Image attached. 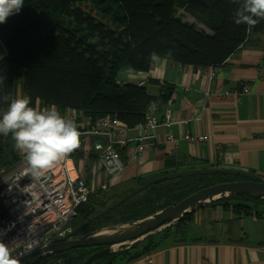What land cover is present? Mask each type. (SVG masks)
<instances>
[{"label": "trees", "instance_id": "16d2710c", "mask_svg": "<svg viewBox=\"0 0 264 264\" xmlns=\"http://www.w3.org/2000/svg\"><path fill=\"white\" fill-rule=\"evenodd\" d=\"M85 3L92 9L86 10ZM240 3L241 0H24L20 12L0 24V77L4 78L0 93L2 98H15L19 87L22 96L30 98V106L38 102L40 110L55 106L60 113L71 109L92 118L113 116L132 129L145 122L150 106L158 108L166 103L168 91L162 89L163 95H153L144 86H120L117 73H148L156 62L150 59L153 53L159 60L179 65L222 66L227 58L264 34V20L250 32L246 25L234 23L233 14ZM9 103L2 99L0 110H6ZM13 144L11 134L0 135V168L16 163L18 154ZM96 159V155H90L84 160L87 171ZM234 180L212 175L150 186L92 223L87 231L135 222L198 190ZM85 182L88 185L86 179ZM133 183L135 187L142 184L139 180ZM132 189L121 194H89L76 217L83 223ZM245 201L264 203L230 196L210 207L221 206L232 212V220L236 221L252 212L248 207L243 211ZM256 216L264 218V213L256 212ZM189 217L94 264H132L162 249L186 244L192 216ZM93 252L73 250L29 264H82Z\"/></svg>", "mask_w": 264, "mask_h": 264}, {"label": "crops", "instance_id": "0c3cea01", "mask_svg": "<svg viewBox=\"0 0 264 264\" xmlns=\"http://www.w3.org/2000/svg\"><path fill=\"white\" fill-rule=\"evenodd\" d=\"M206 72L205 68L179 66L165 59L153 63L148 73L121 72L116 80L120 86H144L153 95H163L161 90H167L168 99L156 108L155 115L161 121L169 113L174 124L158 131L155 146L145 154L141 165L129 161L132 143L121 148L127 165L108 191L120 193L122 186L135 185L137 180L143 183L163 174L202 168L238 169L264 176V34L212 73L211 91L227 92V96L205 101ZM245 84L249 93L235 95ZM194 118L197 121H192ZM136 133L130 131L126 137ZM202 137L207 140L201 141ZM101 145L100 140L91 139L87 153L80 143L71 153V175L85 178L93 188L105 179L97 161ZM90 155L97 159L87 171L84 160ZM247 207L253 209L251 214L229 223L232 212L207 206L189 221L191 238L186 244L162 249L132 264H264V218L256 216V212L264 213V207L251 203ZM243 218L248 219V231L237 224ZM192 227L196 230L191 231Z\"/></svg>", "mask_w": 264, "mask_h": 264}, {"label": "built area", "instance_id": "2783aa9c", "mask_svg": "<svg viewBox=\"0 0 264 264\" xmlns=\"http://www.w3.org/2000/svg\"><path fill=\"white\" fill-rule=\"evenodd\" d=\"M218 68H205L207 85L203 96L207 102L214 96L222 98L228 95L227 92L213 93L210 89L212 73ZM248 93L249 86L245 84L234 94L243 96ZM35 108L40 110L38 102ZM155 110V106H150L145 114V122L132 129L123 126L113 116L92 118L71 109L61 112L64 118L76 124L80 133L79 143L83 144L85 153L89 150L88 140L101 141L98 164L105 179L96 188L89 183L87 185L84 178L71 175V153L40 181H34L26 173L27 166L22 155L18 156L11 167L0 168V242L10 249L13 258L19 259L52 240L62 238L70 231L61 230V225L76 218L77 209L86 202L88 195L96 191L110 190L123 174L127 164L121 158L120 149L125 145L133 144L129 161H135L139 165L144 162L145 154L155 146L158 131L174 124L169 113L159 121ZM192 121H197V118ZM130 131L137 133L134 137L127 138L126 134ZM186 139L194 140L188 137ZM199 139L206 141L207 137Z\"/></svg>", "mask_w": 264, "mask_h": 264}, {"label": "water", "instance_id": "95a60500", "mask_svg": "<svg viewBox=\"0 0 264 264\" xmlns=\"http://www.w3.org/2000/svg\"><path fill=\"white\" fill-rule=\"evenodd\" d=\"M221 175L236 180L219 183L198 190L180 202L173 203L148 217L130 223L106 226L97 230L85 232L92 223L109 212L120 207L150 186L163 182L199 177ZM230 196H245L264 202V176L238 169L202 168L163 174L145 180L141 185L95 214L89 220L79 224L60 239L52 240L45 246L29 252L17 259L18 264H29L35 260L61 255L73 250H91L82 264H94L100 258L119 252H124L141 243L144 239L156 235L167 228L175 226L180 220L195 215L198 211ZM50 236V235H49Z\"/></svg>", "mask_w": 264, "mask_h": 264}, {"label": "clouds", "instance_id": "9594fccd", "mask_svg": "<svg viewBox=\"0 0 264 264\" xmlns=\"http://www.w3.org/2000/svg\"><path fill=\"white\" fill-rule=\"evenodd\" d=\"M24 0H0V24L20 12ZM234 23L246 25L251 31L260 20H264V0H241L234 12ZM152 61L159 57L153 53ZM4 78L0 77V83ZM6 111L0 115V135L8 136L14 148L26 163V173L34 181L45 178L47 173L79 147V131L74 121L64 118L55 106L38 110L30 106V98H11ZM72 230V229H71ZM0 264H18L10 249L0 242Z\"/></svg>", "mask_w": 264, "mask_h": 264}, {"label": "rangeland", "instance_id": "374dc122", "mask_svg": "<svg viewBox=\"0 0 264 264\" xmlns=\"http://www.w3.org/2000/svg\"><path fill=\"white\" fill-rule=\"evenodd\" d=\"M85 8H86V10H89V9H92L91 7H90V5L88 4V3H85ZM92 13L94 14V15H96V12H94V11H92ZM121 72H123V71H121ZM121 72H119L118 73V75L116 76V80H119L120 79V74H122ZM15 98L16 97H19V96H22V94H21V92H20V90H19V87L16 89V92H15ZM1 102H2V95H1V93H0V104H1ZM4 111H6V110H3V109H1L0 110V115H2V113L4 112ZM11 140H12V138H11ZM135 186L134 185H128V186H122L121 187V189L118 191V192H120L119 194H121L122 192H124V191H127V190H129L130 188H134ZM113 192H115V191H113ZM118 194V195H119ZM262 206L264 207V203H262ZM261 218H263L262 216H261ZM233 223V222H235V221H233L232 219H230V221H229V223ZM264 222V221H263ZM82 223V221L80 220V218L79 217H76L75 219H73V220H71V221H69L68 223H66V224H62L61 225V230H67V229H74L76 226H78L79 224H81ZM237 224H241V226H245L246 228H244L246 231H248V229H249V222H248V219H246V218H243V220L242 221H240V222H238ZM87 230H89V228H87V229H85V231L86 232H89V231H87ZM191 231H195L196 229H194L193 227L190 229ZM191 238V236H189V233H188V236H187V240H189Z\"/></svg>", "mask_w": 264, "mask_h": 264}, {"label": "flooded vegetation", "instance_id": "af4514ba", "mask_svg": "<svg viewBox=\"0 0 264 264\" xmlns=\"http://www.w3.org/2000/svg\"><path fill=\"white\" fill-rule=\"evenodd\" d=\"M249 203H251L252 205L255 204L254 202H246V201H245V202L243 203V205H241V207L244 208V210L242 209L243 211H246L245 208L248 206ZM250 209H251V208H250ZM200 212H201V210L198 211L197 213H200ZM252 212H253V209H252ZM192 217H193V216H192ZM187 218H190V217H187Z\"/></svg>", "mask_w": 264, "mask_h": 264}, {"label": "bare ground", "instance_id": "6f19581e", "mask_svg": "<svg viewBox=\"0 0 264 264\" xmlns=\"http://www.w3.org/2000/svg\"><path fill=\"white\" fill-rule=\"evenodd\" d=\"M132 190H133V189H132ZM132 190H131V191H132ZM128 193H129V192H128ZM122 197H123V196H122Z\"/></svg>", "mask_w": 264, "mask_h": 264}]
</instances>
